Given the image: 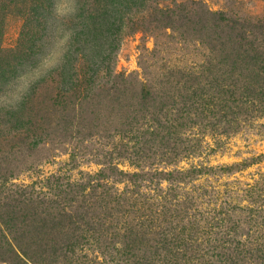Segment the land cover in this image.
Returning <instances> with one entry per match:
<instances>
[{
	"label": "rangeland",
	"instance_id": "1",
	"mask_svg": "<svg viewBox=\"0 0 264 264\" xmlns=\"http://www.w3.org/2000/svg\"><path fill=\"white\" fill-rule=\"evenodd\" d=\"M53 7L54 0H0V93L23 71L35 68L51 50ZM208 12L250 27V32L254 31L251 27H264V0H78L76 15L66 25L74 36L63 66L34 84L17 110L0 111V206L4 204L0 227L7 223L6 210L17 204L12 199L7 201V197L12 195L23 211L14 224L23 221L24 216L28 222L31 219L41 223L55 215L48 205L54 207L58 203L61 209V191L69 183L84 186L87 193L97 180L94 175L106 162L124 173L148 170L156 174L145 176L137 188L128 181L115 185L110 180L97 182L94 194L100 198L107 199L114 191L126 188L135 190L128 219L108 210L110 205L106 207L98 199L87 200L83 195L77 198V214L83 220L75 221L73 226L78 228L74 241L79 246L75 255L80 264H163L159 260L168 264L170 257L163 250L154 253L159 233L167 228L174 231L170 232L172 236L183 231L179 236L183 242L193 250V244L198 247L195 253L183 251L179 264H204L210 244L202 233L209 226L212 210L219 218L224 217L229 226V221L238 226L235 243L220 238L222 253L230 255L233 248L242 247H254L256 254L257 250L264 252V116L240 123L236 132L222 133V127L199 125L193 111L176 118V108L172 107L166 116L169 124L172 125L169 120H174L173 125L184 124L176 129L174 137L184 142L183 147L193 149L176 159H167L168 150L162 149L160 140L155 139L149 156L144 157L146 161L142 158L138 163L135 138L121 140L113 136L121 128L116 123L120 110L111 105L106 93L116 84V78L104 77L107 71L113 76H125L137 91L144 88L160 94L165 89L174 93L178 88H189L180 77L189 80V73L209 66L208 61L215 65L221 59L219 52L225 49L222 41L212 40L210 27L203 30ZM168 16L183 20L171 29L165 24ZM260 52L264 54V48ZM241 61L237 58L238 66H242ZM102 66L106 71L100 69ZM89 70H99L91 79L95 86L90 88L85 86L91 82L86 76L89 73L84 74ZM74 75L76 82L71 77ZM82 81L81 87L75 89L77 94L68 92L69 87ZM174 104L179 107L178 102ZM146 111L152 114V109L147 107ZM113 114L115 122L109 117ZM153 119L154 123L145 119L138 126L148 140V134L167 125L162 115ZM194 167L200 168L201 174L189 184L165 180V173L175 177L177 172ZM106 183L109 192L101 187ZM164 207L169 209L166 221L162 216L156 217L154 211L162 212ZM65 210L70 215L71 211ZM138 210L145 213L140 214V222L134 213ZM126 220L129 225H124ZM91 221L97 224L94 230L89 227ZM101 221L104 225L100 230ZM126 226L134 229V236L125 243H134L138 236L136 254L128 252L122 241L113 244V249H109L110 242L94 248L93 237L97 238L99 231L107 241L113 237L119 240L115 233L123 234ZM107 247L109 253L103 257L97 248ZM243 250H237L239 257L232 254L230 259L241 264Z\"/></svg>",
	"mask_w": 264,
	"mask_h": 264
},
{
	"label": "trees",
	"instance_id": "2",
	"mask_svg": "<svg viewBox=\"0 0 264 264\" xmlns=\"http://www.w3.org/2000/svg\"><path fill=\"white\" fill-rule=\"evenodd\" d=\"M165 13L170 14L167 12ZM206 14L207 18L203 19V30L206 31V29L210 27L212 29V31H210L212 40L216 42L222 41L220 44L225 47V49L219 52L221 59L216 61L215 65H211V62L208 61L209 66H200V70L197 73H189L192 76L189 80L186 76L180 77L184 79L185 84L190 85L189 88H181L187 92L179 88L177 92L174 93H169L167 89L159 92L160 94H156V90L144 88H140V90L137 91L135 86L128 83L127 78L123 75L116 74L113 76V73L111 74L109 71L104 75V77L116 78L114 80L116 84H112L110 88L106 89V93L112 103L111 105L120 110V114L116 116V123L121 128L114 131L115 134H113V136L119 137L121 140L123 138L131 139L130 137L132 136L135 138L137 144V146H135L137 148L136 155L139 156V158H136V162L142 161L140 160L142 158L146 161L145 158L149 156L152 149L151 144L153 145L155 139L160 140L159 145L162 146V149L165 148L168 150L165 156L167 159H176L181 154L186 153V151L189 153L193 152L191 146H186L187 148L183 147L184 142L182 143L181 140H177L174 137L176 129L183 127L184 124L182 122H177L176 125H173L174 120H169L172 122V125L169 124L166 116H169L168 112L171 111L172 107L176 108V118H184V113L186 115H191L190 112L193 111V116L196 118L199 125L207 123V127L211 129L222 127V133L236 132L241 127L240 123H244L252 118L264 116V100H262L264 99V54L260 52L261 48H264V37H262V35H264V32H262L264 27H251L254 31L250 32V27L231 20H226L219 13L208 12ZM179 20L181 21L183 19L179 17L176 21L173 20L172 16H168L165 24L171 27V29H174L175 26L178 27L177 22H179ZM185 21L187 22V26L188 21ZM259 34H261L260 37H258ZM237 58L242 60V66H238ZM100 69L106 71V67L104 66ZM98 71L99 70H89L88 72H84V74L89 73L86 76L90 77V79H88L90 82L92 77L94 79L96 78ZM71 77L74 82H76L75 75ZM82 84L83 81L79 85H72L68 88V92L70 91L73 94H77L78 92H76L75 89L81 87ZM85 86L89 88L94 87L95 80L91 81L89 84L85 83ZM153 92L156 95H154ZM79 95L80 94H78V96ZM176 96L178 97L177 100ZM49 102L55 104V100L53 101L50 99ZM175 102L179 103V107H176V104H174ZM147 107L152 109V114L151 111H146ZM147 112H150V114ZM160 115H162L167 125L164 126L163 129L158 127L157 130L147 135L149 136V140L146 139V134L138 131L139 122L147 119L154 123L155 119H153V117L156 118ZM113 116L115 115L113 114L109 117L113 118ZM107 119L109 120V118ZM111 120L115 122L114 118ZM108 123L112 122L108 121ZM193 124L195 123H191V125ZM180 150L182 151L180 152ZM225 170L227 171V169ZM147 171L148 170L144 172L140 171V173L133 172L131 174L124 173L119 171L115 165L105 162L103 168L94 175L97 180L92 183V187L87 189V193H85L86 189L84 186L78 183L68 182L67 189L61 191L63 202L61 209L59 210L58 203H56L54 207L48 205V209L55 215L47 217L41 223H34V220L31 219L28 222L24 216L23 221L14 224V219H18L23 211L19 208L20 202L12 198V195L11 197H7V201L12 199V201L17 204H13V206H10L6 210L7 216L5 217L7 223H2L3 228L0 227V263L21 264L27 261L30 263L40 262L43 264H80L79 259H77L75 255L79 246L78 243L74 241V236L78 228L73 226L75 225V221L76 223H80L83 220V216L79 217L77 214V209L80 208L75 204L77 198L83 195L87 200H92V198L98 199V201L103 202L106 207L110 205L108 210L112 212L116 211V213L122 214L124 219H128L132 211L131 208L133 207V204H130V202L134 200L133 192L135 190L126 188L121 192L114 191L107 199L100 198L99 195L94 194L96 189H98L97 182L102 183L110 180L115 185L128 181L129 185L137 188L144 180L145 176L156 174L155 172ZM200 174V168L197 169L194 167L189 171L177 172L175 177L169 172L165 173V180L173 184H189L196 177L200 176ZM101 187L105 189L104 191L109 192L107 183L101 184ZM84 193L86 195H84ZM3 206L4 204L0 206V209ZM65 209H68L69 212L71 211L70 215H68ZM168 210V207H164L162 212H156V209H154L155 215H157L156 217L162 216L164 217V221H166ZM2 212L3 211H1L0 214ZM134 213H136V220L139 222L142 218L140 214H145L144 212L140 213V210ZM108 215L111 216L112 214L108 213ZM209 216L211 218V220L207 221L209 226L202 233V235L206 237L204 240L210 244L206 250V254H204L207 259V261H204V264H239V262L231 260L230 257L232 254L239 257L240 253L237 252V250L243 249L241 264H252V261H255L253 263L264 264V252L257 250L259 254H256L253 250L254 247L233 248L236 250L233 251L235 254L230 251V255L225 252L222 253L223 247L222 244H220V238L223 237L227 243L232 241L235 243L233 238L238 235L236 231L238 227L236 226L237 222L229 221V226L228 221H225L224 217L219 218V214L216 213V210H212V214H209ZM125 223L124 225H129L127 220ZM95 225L97 224L91 221L89 227L94 230ZM103 225L104 223L102 221L98 224L100 230ZM220 227H224L225 230L222 231L219 229ZM127 228H123V234L115 233L119 240L113 237L112 241H107L106 237L99 231V236L97 238L93 237L94 241L92 243L94 248L100 243L110 242L111 246L109 249H113V244L122 241V244L125 246V249L127 248L128 252L135 253L139 247L138 236L134 238V243H130L131 246L125 243L131 236H134L132 235V230L134 229L131 227ZM212 230L214 232H212ZM171 231L173 230L167 228V230L159 233V246H157L158 243L155 242L156 248L154 253L156 254L158 249L163 250L165 256L170 257L168 264H179V258H183L184 256L183 251L195 253L198 247L193 244V250L191 246L183 242L184 240L179 237L183 231L177 234L174 233L173 236L170 234ZM208 238H211L212 241ZM160 241H162V244H160ZM164 241L166 244H163ZM97 249L101 250L100 255L103 257L107 256L109 253L108 247L105 249ZM254 256L259 262L256 261ZM158 262L166 264L164 260H159Z\"/></svg>",
	"mask_w": 264,
	"mask_h": 264
},
{
	"label": "clouds",
	"instance_id": "3",
	"mask_svg": "<svg viewBox=\"0 0 264 264\" xmlns=\"http://www.w3.org/2000/svg\"><path fill=\"white\" fill-rule=\"evenodd\" d=\"M78 0H54L53 34L51 50L41 59L35 68L23 71L16 81L0 93V111L17 110L23 104L31 88L49 73L61 68L70 54L74 32L67 23L76 15Z\"/></svg>",
	"mask_w": 264,
	"mask_h": 264
}]
</instances>
